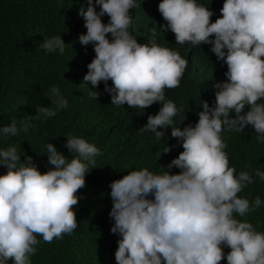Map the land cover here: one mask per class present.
<instances>
[{"label": "clouds", "instance_id": "9594fccd", "mask_svg": "<svg viewBox=\"0 0 264 264\" xmlns=\"http://www.w3.org/2000/svg\"><path fill=\"white\" fill-rule=\"evenodd\" d=\"M137 6V0H87L86 10L79 9L86 29L79 43L91 44L95 53L83 81L93 88L103 82L117 107L144 110L159 103L141 130L161 139L163 132L157 129L171 127L170 136L183 149L161 173L144 167L110 183V232L120 237L116 264H264V232L236 218L256 211L264 200L238 195L254 177L229 166L221 136L251 126L264 143V0H223L214 22V13L197 0H159L164 32L171 31L180 45H210L226 65V79L213 85L214 104L201 101L197 122L183 129L174 125L180 110L166 99L165 88L179 87L188 61L156 41V28L147 43L138 42L129 31L130 10ZM105 15L107 23L102 22ZM38 47L46 53L65 51L60 35L44 38ZM51 92L56 108L39 107L44 117L68 107L59 88ZM90 94L97 99V92ZM31 127L29 119L19 124L13 119L0 127V138L16 137ZM66 138L63 146L71 158L47 143V163L54 167L44 173L15 146L0 148V166L6 169L0 175V264H31L41 243L37 236L51 243L78 227L73 208L80 199L77 192L101 153L82 137ZM173 167L178 174L171 173ZM254 175L264 181V171L254 170Z\"/></svg>", "mask_w": 264, "mask_h": 264}, {"label": "trees", "instance_id": "16d2710c", "mask_svg": "<svg viewBox=\"0 0 264 264\" xmlns=\"http://www.w3.org/2000/svg\"><path fill=\"white\" fill-rule=\"evenodd\" d=\"M197 2L214 13L212 22L221 15L223 0ZM158 3L159 0H137L138 6L130 10L133 23L129 31L138 42L147 43L153 38L152 29L156 28V41L178 51L188 61L179 87L165 88L166 99L172 100L180 110L173 118L174 125L183 129L197 122L201 101H207L210 106L214 104L213 85L226 79V65L217 60L210 45L177 44L171 31L160 28L166 21L157 10ZM82 6L86 10L87 0H0V127L13 119L18 124L29 119L32 124L27 133L0 138V148L15 146L18 153L24 152L32 158L41 173L54 167L47 163V143L71 158L63 146L68 134L84 138L101 153L89 165L85 186L77 192L80 199L73 208L78 227L72 234L51 243L37 236L41 243L36 246V254L30 257L31 264H116L114 253L120 237L110 232L113 223L109 217L110 183L128 171L144 167L161 173L183 150L177 139L170 136L171 127L157 129L163 132L161 139L141 130L147 117L158 112L159 103L144 110L129 108L126 104L117 107L111 104L103 82L93 88L83 81L86 65L95 53L91 44L81 45L78 40L86 32L83 17L79 15ZM108 19L105 15L102 22L107 23ZM59 35L65 43L63 54L46 53L38 47L44 38ZM106 35L110 38V34ZM108 84L111 86V81ZM53 87L59 88L68 107L57 110L55 116L44 117L38 114L39 107L56 108ZM91 91L98 93L97 99L92 98ZM247 110L246 106L244 111ZM230 116L235 118V113ZM221 136L227 145L224 150L229 166L235 167L237 173L248 171L254 177V183L238 195L250 201L259 195L264 200V181L254 175V170L264 171V143L257 141L251 126H245L241 132L224 131ZM166 147L170 151L164 152ZM5 172L0 166V175ZM171 173L178 174L179 169L173 167ZM236 218L264 232V205ZM220 264L227 262L222 260Z\"/></svg>", "mask_w": 264, "mask_h": 264}]
</instances>
